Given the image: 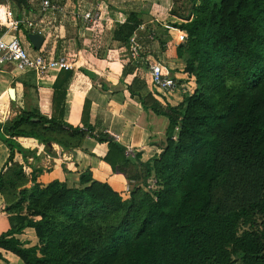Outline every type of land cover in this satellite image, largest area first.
<instances>
[{
	"label": "trees",
	"instance_id": "16d2710c",
	"mask_svg": "<svg viewBox=\"0 0 264 264\" xmlns=\"http://www.w3.org/2000/svg\"><path fill=\"white\" fill-rule=\"evenodd\" d=\"M189 3V14L180 17L184 22L172 25L186 35L176 56L193 81V91L179 105L149 91L139 66L124 65L128 97L142 108L136 125L149 133V146L160 150L149 161L127 157L124 147L96 131L88 101L80 126L63 121L73 74L67 65L48 102L36 87V108L0 119V140L8 150L0 198L9 222L0 235L1 250L23 264H264V0ZM24 7L30 9L28 0ZM146 15L129 13L113 32L129 59L133 36L143 51L152 39L140 29ZM18 138L70 153L88 138L106 144L102 161L134 182L128 197L87 171L77 188L59 181L39 184L35 171L27 174L14 161L15 154L24 162L33 158ZM26 231L36 244L20 239Z\"/></svg>",
	"mask_w": 264,
	"mask_h": 264
},
{
	"label": "crops",
	"instance_id": "0c3cea01",
	"mask_svg": "<svg viewBox=\"0 0 264 264\" xmlns=\"http://www.w3.org/2000/svg\"><path fill=\"white\" fill-rule=\"evenodd\" d=\"M50 1L63 6L65 14L48 11L41 16V1L38 0L36 4L30 6L29 11L22 6L26 14L30 16L26 25L21 24L20 20L23 19H20V15L8 16L5 6L1 4L0 32H4L2 37L4 39L14 37L12 33L16 34L14 31L18 28L23 32L26 31L28 35L30 33L28 23L41 31L44 41L39 50L32 48L26 35L21 33L17 38L30 56L46 52L53 59L64 57L67 66L73 69V74L65 89L63 121L72 127L80 126L83 107L88 101L90 103L89 124L95 127L96 131H104L125 150L131 149L134 154L140 155L141 162L149 161L158 155L160 150L149 146V133L136 125L142 108L140 104L129 99L126 86L129 81L127 77H123L124 65L129 63L131 58H128V54L122 56L119 51H124V47L112 40L114 30L126 21L129 13L124 14L117 11L112 15L110 8L105 5L106 3L109 5L111 0ZM73 12L81 15L89 14L91 17L76 21L71 16ZM18 19L17 22L20 24L15 28L12 24ZM143 28L141 26L140 29L143 30ZM173 31L176 33L174 37L171 32L167 33L172 37L173 42L167 40L162 44V38L159 39L160 43L150 38V42L146 43L145 47L143 46L144 52L150 62L161 63L167 73L181 82L182 86L186 85L185 83L190 85L191 80H187L183 72L185 65L176 56L178 31L175 29ZM102 34L105 38L107 37V40L100 38ZM81 69L94 73L98 79L96 81L89 79L81 72ZM59 71L51 70L43 78L37 79L32 73H20L12 67L0 68V107H2L0 114L2 110L8 113L16 109L12 112V119L21 109L36 108L39 105L34 92L36 87L45 92L47 96L45 103L48 102L50 90ZM138 71L146 78L148 90L152 91L146 69L139 67ZM19 73L22 75L20 76ZM11 87L15 90V101L13 102L7 94ZM157 94L160 95L158 92ZM155 98L164 103L158 96ZM163 98L166 103L175 107L182 102V92L176 91L169 98L167 96ZM16 141L21 147L30 151L33 158L28 157L24 162L20 155L15 154L14 161L23 165L24 170H28V173L25 171L27 174L35 171L37 182L43 186L59 181L66 184L68 188H77L80 175L87 171L91 173L94 181L108 184L118 194H126L125 177L113 174L111 168L102 161L107 152L106 144H98L94 139L88 138L82 149L70 153L55 144H50L49 148H45L39 141L33 139L18 138ZM7 158L8 150L0 140V170ZM1 205L0 198V235L9 230L8 218L2 212ZM20 239L30 241L32 245L37 242L32 231H26ZM0 264L23 263L15 255L0 249Z\"/></svg>",
	"mask_w": 264,
	"mask_h": 264
},
{
	"label": "built area",
	"instance_id": "2783aa9c",
	"mask_svg": "<svg viewBox=\"0 0 264 264\" xmlns=\"http://www.w3.org/2000/svg\"><path fill=\"white\" fill-rule=\"evenodd\" d=\"M40 15H44L49 12L65 14V8L55 3H51L50 0H40ZM48 15V14H47ZM71 16L76 21L83 19H90V15H81L80 13L73 12ZM22 25H26V22ZM20 23L13 22V27L17 28ZM27 26L30 29V33H43L33 27L31 23ZM178 31V30H177ZM43 36V35H42ZM186 35L183 32L178 31L177 42L182 44L186 41ZM130 58L132 64L144 67L147 71V76L150 81L151 87L163 97L169 96L179 90L182 85L175 79L172 78L164 66L161 63H152L149 61L145 52L140 48L136 36L130 39ZM66 59L60 57L53 59L49 53L42 52L37 56H30L23 44L17 37L9 39L0 38V68L12 67L14 70L20 73H32L37 79L43 78L51 70H60L66 66ZM126 156L133 158L134 152L131 149L126 150ZM131 182L130 184H133ZM130 184H126L125 193L128 195L130 191Z\"/></svg>",
	"mask_w": 264,
	"mask_h": 264
},
{
	"label": "rangeland",
	"instance_id": "374dc122",
	"mask_svg": "<svg viewBox=\"0 0 264 264\" xmlns=\"http://www.w3.org/2000/svg\"><path fill=\"white\" fill-rule=\"evenodd\" d=\"M28 1H29V6L33 5L34 3L36 4L38 2V0H28ZM1 4H3L5 6L8 16L12 15L13 17H16V16L20 15V17H21L20 19H23L22 20L23 22H26L27 20H29L30 16L26 14V10L23 9L22 7H20L18 10L17 6L15 5V3L12 0H7ZM105 5L110 8V13H112V15H114L115 12H117V11H119V12L121 11L124 14L130 13V12H138V11L147 12L146 16H142L144 28L141 31H142V33L144 31L150 33V38L153 39L152 41L157 40L160 43L159 39L162 38V41H161L162 44H163V42L165 43V41H167V40L170 42H173L172 37L169 36L167 33L171 32L172 33L171 35L174 37V35L176 33L173 31L174 29L172 28V25L182 24L184 21L180 17L181 16L182 17L187 16L189 14L190 8H191L189 0H140V1L139 0H111L109 5H108V3H106ZM117 7L120 10H116V9H118ZM27 11H29V10H27ZM171 11H175L176 13H178L179 16L173 15L171 13ZM33 17H34V15H33ZM16 21H19V19ZM20 30L21 29H19V28L16 29L14 31V32H16V34L12 33V36L18 37V35H20L21 33L24 34V32L22 30L21 31ZM1 33L2 32H0V37H2L4 32L2 34ZM5 34H8V33L5 32ZM24 35H22V36L24 37ZM100 38H102V40H107L106 39L107 37L105 38L104 34L100 35ZM22 41H23V38H22ZM156 45H158V44H156ZM178 45L179 44H177V46ZM119 52L121 53L122 56L127 55L126 51H122V52L119 51ZM19 75L21 76L22 74L19 73ZM11 88H13V87H11ZM177 91H179V92L181 91L182 95L187 93V92L191 93L193 91V81L191 82L190 85H187V84L184 85L183 84V86ZM171 95H169V96H171ZM169 96H167V97L169 98ZM0 105H1V102H0ZM1 109H2V107H0V111H1ZM15 110L16 109L10 110L8 113L6 110L5 111L2 110V113L0 114V119L2 121H10L11 116H12V112ZM25 171L28 173L27 169ZM119 195H121V197L123 199L127 198V194L124 195L121 193Z\"/></svg>",
	"mask_w": 264,
	"mask_h": 264
},
{
	"label": "water",
	"instance_id": "95a60500",
	"mask_svg": "<svg viewBox=\"0 0 264 264\" xmlns=\"http://www.w3.org/2000/svg\"><path fill=\"white\" fill-rule=\"evenodd\" d=\"M5 1H7V0H0V4L4 3ZM12 1L15 3V5L18 8L25 5V0H12ZM27 40L33 49L39 50L41 45L43 44L44 38L42 35H40L38 33H34V34L29 33L27 35ZM7 94H8L10 101H12V102L15 101V90L13 88L8 89ZM34 122H35V120H34ZM48 146H50V144H48Z\"/></svg>",
	"mask_w": 264,
	"mask_h": 264
}]
</instances>
